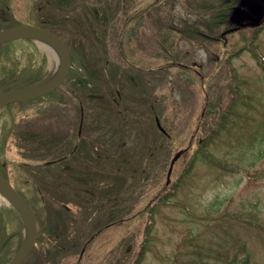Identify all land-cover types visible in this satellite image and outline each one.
<instances>
[{
    "label": "rangeland",
    "instance_id": "obj_1",
    "mask_svg": "<svg viewBox=\"0 0 264 264\" xmlns=\"http://www.w3.org/2000/svg\"><path fill=\"white\" fill-rule=\"evenodd\" d=\"M240 1L0 0V35L36 27L69 55L51 92L0 108V174L43 189L21 264H264V15L232 24ZM27 40L0 44V92L58 70ZM0 230L7 264L15 209Z\"/></svg>",
    "mask_w": 264,
    "mask_h": 264
},
{
    "label": "water",
    "instance_id": "obj_2",
    "mask_svg": "<svg viewBox=\"0 0 264 264\" xmlns=\"http://www.w3.org/2000/svg\"><path fill=\"white\" fill-rule=\"evenodd\" d=\"M263 15L264 0L258 2H256V0H241L239 6L233 10L230 21L232 24L241 25L243 21L251 19L253 25H257ZM21 38L34 39L40 42L45 41L53 45L55 50L58 51V55L60 54L58 58V70L50 78L51 80H49V82L26 89L0 92V108L9 104L29 101L51 92L61 82L67 72L69 55L64 43H62L58 37L48 31L40 30L36 27L16 24L13 28L0 35V44ZM175 159L176 157L174 156L171 164ZM0 193L18 212L24 224L25 236L23 242L17 251H15L11 260L7 263L21 264L24 257L32 249L37 238L35 213L32 211L28 202L13 189L8 180L1 174Z\"/></svg>",
    "mask_w": 264,
    "mask_h": 264
},
{
    "label": "trees",
    "instance_id": "obj_3",
    "mask_svg": "<svg viewBox=\"0 0 264 264\" xmlns=\"http://www.w3.org/2000/svg\"><path fill=\"white\" fill-rule=\"evenodd\" d=\"M6 13V12H5ZM27 41H29L30 43H32L31 45H33L34 46V42L32 41V40H30V39H28ZM243 41V40H242ZM42 56V55H41ZM30 60H33V59H30ZM43 60H44V63H45V66H47V61H46V58L45 57H42V58H37V61L36 62H32L31 63V66L33 67V68H35V69H33L35 72H36V74H35V76L36 77H39L40 76V74H39V71H40V65L41 64H43ZM260 64V66H262V68H263V70H264V64L261 62V63H259ZM11 72V74L9 75V74H7L9 77H10V79H12V77H13V75H14V78H16V77H19V76H16L14 73H12V71H10ZM24 74V73H23ZM23 74H21V76H23ZM31 74V73H30ZM39 76H38V75ZM36 82V81H35ZM35 82H33V83H35ZM30 84H32V83H30ZM27 86H29V85H27ZM3 108H6V107H3ZM3 108H1V109H3ZM223 129V128H222ZM219 133L221 132V130L220 131H218ZM218 132H216V133H214V137L217 135V133ZM218 133V134H219ZM60 157H63V155L62 156H59V157H55V158H52L50 161H48L46 164H49V162H51L53 159H56V158H59L60 159ZM45 165V164H44ZM2 173V172H1ZM3 174V173H2ZM4 175V174H3ZM6 179H7V177L6 176H4ZM25 182H27V187H29V188H31V195H33V198H34V200H33V198L32 199H26L23 195H22V193L21 192H19L17 189H15L14 188V190H16V192L25 200V201H27L28 202V204L31 206V207H33V211L36 213V214H39V212H38V210L36 209V206L35 205H38L40 202L42 203V200L40 199V193L42 194V191H43V189L41 188V186H36V183H35V180L33 179V180H30V178H26L25 177ZM39 200H38V199ZM73 202H71V204H72ZM14 210L12 207H7V208H4L3 209V211H5V212H8V211H10V210ZM2 210H0V216L2 215V212H3ZM114 223V222H113ZM113 223H111V224H113ZM108 226H111L110 224L108 225ZM40 227V226H39ZM7 229V228H6ZM39 229V228H38ZM102 229V228H101ZM22 230V229H21ZM4 235H6L5 234V231H3L2 230V232H1V230H0V246H1V244H3L4 246H7L8 245V243H9V240L7 239V238H4ZM19 235H20V237H19ZM19 235H18V237H17V239H20L21 240V231L19 230ZM4 239H3V238ZM90 240H88V242H89ZM19 244V243H18ZM19 246V245H18ZM244 251H246V249H243ZM4 251V249L2 250L1 248H0V252L2 253ZM238 253H241V252H238ZM6 255H9V253H8V250H6V253H5ZM247 254V253H246ZM245 254V255H246ZM243 255V254H242ZM244 255V256H245ZM233 256H235L233 259H231L230 261H228L227 263H224V264H251L250 263V261L248 260V257H244L243 259L242 258H239V257H237L236 255H233ZM236 258V259H235ZM4 262V261H3ZM6 263V262H5ZM4 263V264H5ZM3 264V263H2Z\"/></svg>",
    "mask_w": 264,
    "mask_h": 264
},
{
    "label": "flooded vegetation",
    "instance_id": "obj_4",
    "mask_svg": "<svg viewBox=\"0 0 264 264\" xmlns=\"http://www.w3.org/2000/svg\"><path fill=\"white\" fill-rule=\"evenodd\" d=\"M258 1H260V0H256V2H258ZM246 22H249V23H251V25H253L251 19L247 20Z\"/></svg>",
    "mask_w": 264,
    "mask_h": 264
},
{
    "label": "bare ground",
    "instance_id": "obj_5",
    "mask_svg": "<svg viewBox=\"0 0 264 264\" xmlns=\"http://www.w3.org/2000/svg\"><path fill=\"white\" fill-rule=\"evenodd\" d=\"M252 26H253V25H252ZM55 51H56V55H57V56H58V58H59V55H60V54L58 55V51H57V50H55Z\"/></svg>",
    "mask_w": 264,
    "mask_h": 264
}]
</instances>
